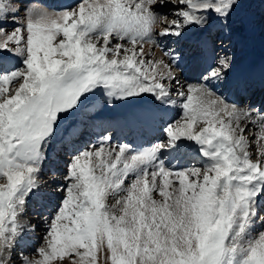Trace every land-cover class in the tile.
I'll return each instance as SVG.
<instances>
[{
  "label": "snow or ice",
  "instance_id": "obj_1",
  "mask_svg": "<svg viewBox=\"0 0 264 264\" xmlns=\"http://www.w3.org/2000/svg\"><path fill=\"white\" fill-rule=\"evenodd\" d=\"M254 9L264 27V0H0V264H264V104L232 99L257 87L233 51ZM193 32L204 55L189 83L171 45ZM118 103L146 105L147 147L105 129L66 151ZM60 151V199L29 254L24 216ZM192 153L202 167L172 163Z\"/></svg>",
  "mask_w": 264,
  "mask_h": 264
},
{
  "label": "bare ground",
  "instance_id": "obj_2",
  "mask_svg": "<svg viewBox=\"0 0 264 264\" xmlns=\"http://www.w3.org/2000/svg\"><path fill=\"white\" fill-rule=\"evenodd\" d=\"M41 1L44 2L45 6L59 7L62 5H72L73 4L72 1H75V0H41ZM14 2L20 8H24L26 5V2H24L22 0H14ZM28 4H37V3L36 2L35 3L29 2ZM245 33L248 34L247 32H245ZM249 36H250V41H249V43L247 42L248 46L247 47L243 46L244 52L240 53V55H238L236 58L237 63H236V67L234 69V72H235V74L243 76L245 78L254 79L257 82V87L255 89H253L250 101L245 102L244 96L247 94H235V95H233V97H232L233 101L240 104L242 107L250 106L249 103L252 101V98L255 96V94L257 92H258L257 97L262 96V100H264V88L259 87V83H260L261 79L264 78V42H262V41L259 42L258 39H254L253 33L249 34ZM240 40H241V38H240ZM200 41H201L200 34L193 32V33L189 34V36L186 37L183 41H181L180 44H175V45H177V48L181 51V53L184 57V64H183L184 71L183 72L189 71L191 76L195 75V79L198 75L197 69H198L199 63L202 60L203 55H204L203 50L201 48ZM243 41H244V39H243ZM241 43L242 42H238L239 45H241ZM241 47H242V45H241ZM242 55H244V56H242ZM160 56L161 55L159 53H157V57H160ZM186 81L190 83V80L186 79ZM255 101H257V99L254 100V102ZM144 107H146V105H143V106L139 105V107L129 108L125 112L124 119L121 121L116 120V115H103L101 117V119H102L101 124L97 123L96 121L95 122H93V121L87 122L83 126V129L85 128L86 125H88V127H87V129H88L87 133L88 134H86V136H84L82 138L83 143L91 141V135H89V134H94L93 130H99L100 126H102L105 122H107L109 120L113 121L112 127H114L118 132H121L123 129H127V128L130 129V131L126 134V137H128V140H126V141H128L130 143H136V144H139L141 141H145V142L148 141L150 134L155 133V132L152 130V128L147 123L140 122L135 118L136 114H138L139 112L144 110ZM257 107H259V106H257ZM108 109L109 108H106V110H108ZM134 123L139 124L141 127H144V129L146 130V133L143 134L142 137L140 136V134L137 130V127L135 126ZM90 127H92L93 130L89 131ZM77 141L79 142L80 140L77 139ZM73 145H74V148H78L76 146L77 144H73ZM70 148H71V145L68 146L67 149H70ZM254 150H255V146L253 145V151ZM64 154H65L64 151L62 153L58 152L55 155V157H62V156H64ZM194 155L195 154L192 153V154L184 157L179 162L182 164L186 163L185 159L187 157H191V159H197V158H193ZM191 159H189L188 162H190ZM54 160L56 161L55 158H54ZM55 161H53V162L47 161L45 164V167L43 170V175L47 179V181L52 180L51 174L49 176H48V174L50 172H52L53 169H55V170L60 169V168L56 167ZM56 163H58V162L56 161ZM31 203H33V202H31ZM39 209H41V208L35 207V210H39ZM40 214H42V213H40ZM34 217H36V215L25 217L24 220L31 224V221H32L31 219L32 218L34 219Z\"/></svg>",
  "mask_w": 264,
  "mask_h": 264
},
{
  "label": "rangeland",
  "instance_id": "obj_3",
  "mask_svg": "<svg viewBox=\"0 0 264 264\" xmlns=\"http://www.w3.org/2000/svg\"><path fill=\"white\" fill-rule=\"evenodd\" d=\"M24 2H26V5H29L28 3L29 2H36L37 5H40V6H44V7H49V8H58V7H52V6H45L44 2L41 1V0H22ZM41 1V2H40ZM73 4L72 5H75L77 3L80 2V0H75V1H72ZM62 6H65V5H62ZM62 6H59V7H62ZM24 7V8H25ZM23 9V8H22ZM163 11H167V9H164ZM253 12L257 15V18H258V23H257V26H256V30L255 32L253 33L254 36L253 38L254 39H258L259 42H264V27L261 26V24L259 23V16H260V10L258 9H254ZM23 15V13H21ZM171 18V17H170ZM245 32H243L241 35V40L239 42H242L241 45H239L238 43L235 45V47L233 48V51L236 53V58L238 55H240V53L244 52V47L248 46V43L250 41V36L249 34H244ZM256 34V35H255ZM244 36V37H243ZM256 36V37H255ZM243 37V38H242ZM246 38V39H245ZM244 39V41H243ZM245 42V43H244ZM248 42V43H247ZM244 43V44H243ZM244 46V47H243ZM171 47L173 48H177V45L175 44H172ZM150 50H154L155 52V56L157 57V53H159L160 55H162V52L160 51L159 48H155L153 49V46L152 45H145V52L146 54H148L150 52ZM244 56V55H242ZM158 58V57H157ZM182 76L188 80H190V83H195L196 82V79H195V75L194 76H191L190 72L189 71H185L182 73ZM253 91V90H252ZM252 91L250 93H248L247 95H245V102L247 100H250V95L252 94ZM259 100H257L255 103H253L254 105L258 106L260 105V101H261V98H258ZM252 105V104H251ZM141 106V105H140ZM131 107H139V105H122V104H117L116 106L112 107V108H109L108 110H104L103 113L101 114V117L103 115H116V120L118 121H121L124 119V115H125V112L131 108ZM101 118L96 120L97 123L101 124ZM112 122L111 120L105 122L102 126H100L99 130H93L92 127L89 128V131L93 130L94 134H89L91 135V141H88L86 143H83L82 141V138L84 136H86V134H88V125L85 126V128L83 129V134L80 138H78V140H80L79 142L76 140L74 141L73 144H77L76 146L78 148L80 147H83L84 145L88 144L89 142H96L97 138L104 135L105 134V129H107V131H110L112 136H113V143L114 144H120V143H129L131 144L133 147H136V148H139V147H147L152 141H153V138L155 136V133H152L150 134V137L148 139V141H141L139 144H136V143H130L126 140H128V137H126V134L130 131L129 128L127 129H123L121 132H118L114 127H112ZM135 126L137 127V130L140 134V136L142 137L143 134L146 133V130L144 129V127H141L139 124H136L134 123ZM251 138V136L249 137ZM74 148V145H71V148L70 149H66L67 152H70L72 151ZM63 151H60L59 153H62ZM65 152V151H64ZM54 158L56 159V161L58 163H56V161L54 160ZM53 159H50L49 162H53L55 161V164H56V167L60 168V169H57V173L59 174H63V172L65 171V164L67 162V159H68V156L66 155V152L64 154V156L62 157H54ZM189 159H191V157H187L185 159L186 163H183L184 166H190L191 164H195L196 166H200L202 167V163L199 161V159H191L190 162ZM173 164H178L180 163L179 161H176V160H173L172 161ZM51 174L52 176V172H50L48 174V176ZM53 177V176H52ZM51 179L53 180L54 177ZM51 180V181H52ZM51 181H47V179L44 177L43 173H42V180L41 182L45 184V187L43 188V197L40 198L39 201H37L36 199H34L32 202L33 203H30L29 206H28V209H27V212L24 216L25 217H28V216H34L36 215V217H34V219L32 218L31 220V224L35 225L36 226V231L34 232H29L27 237H26V248L28 249V253L31 254V250L38 247L43 241H42V237L44 236L45 234V231H46V228H45V222L43 219H41L40 217L41 216H48L50 211L56 206V204L59 202V199H60V194L55 192V184L51 183ZM49 185V186H48ZM32 204V205H31ZM35 207L37 208H41L39 210H35ZM37 211V212H36ZM39 212V213H38ZM42 213V214H40ZM257 231H259V229H257Z\"/></svg>",
  "mask_w": 264,
  "mask_h": 264
}]
</instances>
